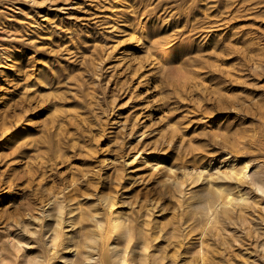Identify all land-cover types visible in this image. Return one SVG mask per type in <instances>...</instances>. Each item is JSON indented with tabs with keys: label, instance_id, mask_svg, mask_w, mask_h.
<instances>
[{
	"label": "rangeland",
	"instance_id": "rangeland-1",
	"mask_svg": "<svg viewBox=\"0 0 264 264\" xmlns=\"http://www.w3.org/2000/svg\"><path fill=\"white\" fill-rule=\"evenodd\" d=\"M0 264H264V0H0Z\"/></svg>",
	"mask_w": 264,
	"mask_h": 264
},
{
	"label": "bare ground",
	"instance_id": "bare-ground-1",
	"mask_svg": "<svg viewBox=\"0 0 264 264\" xmlns=\"http://www.w3.org/2000/svg\"><path fill=\"white\" fill-rule=\"evenodd\" d=\"M192 76V75H191Z\"/></svg>",
	"mask_w": 264,
	"mask_h": 264
}]
</instances>
